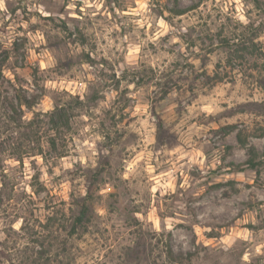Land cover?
<instances>
[{
    "label": "rangeland",
    "instance_id": "obj_1",
    "mask_svg": "<svg viewBox=\"0 0 264 264\" xmlns=\"http://www.w3.org/2000/svg\"><path fill=\"white\" fill-rule=\"evenodd\" d=\"M0 264H264V0H0Z\"/></svg>",
    "mask_w": 264,
    "mask_h": 264
},
{
    "label": "trees",
    "instance_id": "obj_2",
    "mask_svg": "<svg viewBox=\"0 0 264 264\" xmlns=\"http://www.w3.org/2000/svg\"><path fill=\"white\" fill-rule=\"evenodd\" d=\"M179 13V12H178ZM58 109L56 108L55 110L52 111L53 116L50 117L51 121L53 122V124H57V121H60V118L62 117L60 113L57 112ZM57 115V118L54 119V116ZM66 122V120H65ZM57 126V125H56ZM239 141L241 143H243V140ZM257 165V162L254 160L253 157H249L245 160V162L243 163H239L235 166L234 169L236 170H242V169H246V168H253ZM77 211L75 212V214L73 215V219H72V223L68 229V234L71 235L72 233H74L75 231H77V227L81 226L85 217V213L87 211V206L83 201L78 202L77 204Z\"/></svg>",
    "mask_w": 264,
    "mask_h": 264
}]
</instances>
